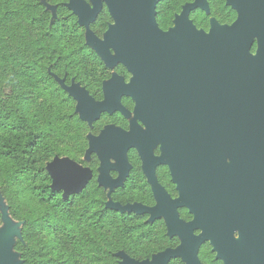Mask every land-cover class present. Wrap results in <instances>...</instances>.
<instances>
[{"label": "flooded vegetation", "instance_id": "1", "mask_svg": "<svg viewBox=\"0 0 264 264\" xmlns=\"http://www.w3.org/2000/svg\"><path fill=\"white\" fill-rule=\"evenodd\" d=\"M79 1L94 8L92 0ZM139 7L141 14H150L155 24L146 30L156 28L171 37L170 57L156 58L137 73L120 58L115 45L109 47L113 60L108 61L88 41L86 45L98 56L94 60L97 81L91 82L88 89L75 78L69 85L56 78L75 100V112L88 128L83 163L69 160L88 169L92 180L96 176L114 204L162 208L155 215L138 214L147 217V223L164 226L167 239L178 242L175 248L152 256L155 258L183 245V238L171 233V210L177 215L175 223L189 225L197 220L187 203L188 189L194 202L215 206L218 224L226 221L228 210L233 216L238 209L259 205L261 200L264 203V105H243L236 83L244 71L254 78L261 69L254 65L261 49L259 37L252 41L251 58L240 63L237 59L187 58L183 51L195 36L210 37L216 31L234 29L245 8L253 25L258 16L264 23V0H142ZM105 13L111 20L107 29L97 34L92 25ZM113 26H117L116 21L108 3L102 0V10L87 27V33L106 42ZM70 88L84 93L93 107L107 103L109 96L113 101L94 120H83ZM117 133L122 134L124 146L108 156V182L102 159L105 147L94 145ZM209 182L216 186L206 187ZM198 183L204 185L197 186ZM132 187L141 195L140 200L125 205L114 202L113 193ZM227 228L232 231L230 239L238 246L240 230L232 223ZM204 233L202 228H196L192 235L200 237ZM207 250L217 259L215 247L207 241L198 253L201 264ZM235 252L238 255L240 247ZM176 262L189 264L183 258L170 264ZM0 264H5L2 250Z\"/></svg>", "mask_w": 264, "mask_h": 264}, {"label": "trees", "instance_id": "2", "mask_svg": "<svg viewBox=\"0 0 264 264\" xmlns=\"http://www.w3.org/2000/svg\"><path fill=\"white\" fill-rule=\"evenodd\" d=\"M68 3L0 0V195L23 222L13 250L20 264L152 261L178 242L147 217L108 207L110 195L96 176L67 198L52 189L48 166L57 158L83 163L88 148L87 125L58 79L90 89L98 76L87 27ZM110 20L103 14L92 30L101 34ZM111 196L125 205L141 195L132 187ZM203 261L223 264L209 250Z\"/></svg>", "mask_w": 264, "mask_h": 264}, {"label": "water", "instance_id": "3", "mask_svg": "<svg viewBox=\"0 0 264 264\" xmlns=\"http://www.w3.org/2000/svg\"><path fill=\"white\" fill-rule=\"evenodd\" d=\"M70 1L69 8L79 17L80 24L86 27L98 18L102 10V0H92L94 8L86 1ZM104 1L108 3L117 26L111 27L106 42H101L88 33L87 40L108 61L113 60L109 47L114 45L120 58L130 63L137 73H139L140 67L151 65L150 61L171 56L172 49L169 47L171 37L161 34L156 28L155 30H146L145 27L152 29L155 24L150 14H141L139 4L142 0ZM255 18L257 21L253 25L252 18L245 8L239 23L234 29L216 31L210 37L198 38L195 36V38L189 40L183 49L187 58L237 59L240 63L251 58L249 52L252 41L255 37H259L261 49L254 65L261 69L255 72L254 78L251 75L248 76L247 71L243 72L242 78H236L237 90L240 92L239 98L244 100L243 105L247 107L250 105L262 107L264 105V23L263 18L259 16ZM226 46L229 48L222 49ZM68 91L78 100L81 118L87 121L97 118L103 110L108 109L113 101V97L109 96L107 103L93 107L92 102L86 99L84 93L74 88H70ZM121 140L122 134L117 133L108 141L96 142L94 145V148L105 147L102 159L106 165L104 173L108 182V156L109 154H115L120 146H124ZM48 171L53 181L52 189L63 193L64 198L82 192L92 180V174L88 169L82 168L69 159H55L48 166ZM201 185L204 184L198 183L197 186ZM214 186H216L214 182H209L206 185V187ZM191 193L192 191L188 189L186 194L188 196L187 203L197 215L195 223L189 225L175 223L177 215L174 210H171L170 215H168L171 233L179 234L184 240L182 247L174 251L169 250L153 258L152 261L143 263L125 258L123 264H170L178 258H183L189 264H201L198 260V253L207 241H210L215 247V251L218 253L217 259L222 260L224 264H264L263 200L259 205L236 210L233 216L231 211L228 210L226 221L223 224H218L215 206L206 207L201 203L194 202ZM260 193L263 194V192ZM110 203L114 206H110ZM107 205L122 212L137 214L155 215L162 212V208L148 209L138 205L123 207L114 204L111 200ZM230 223L240 230L238 246L230 239L232 231L227 228V224ZM196 228H202L205 232L204 235L194 237L192 232ZM10 236L9 233H5L0 239L5 264H12L11 261L13 260L11 251L14 245L10 248L6 247L7 239ZM237 247H240L238 255L235 252ZM15 264H20V262Z\"/></svg>", "mask_w": 264, "mask_h": 264}, {"label": "rangeland", "instance_id": "4", "mask_svg": "<svg viewBox=\"0 0 264 264\" xmlns=\"http://www.w3.org/2000/svg\"><path fill=\"white\" fill-rule=\"evenodd\" d=\"M110 206L114 205L110 203ZM22 228L23 222L17 221L12 217L8 203L6 202L5 198L0 195V239H2L5 233H9L11 235L6 242L7 248L12 247L17 240H20ZM11 254L13 256L14 263H19V257L16 255L14 250L11 251Z\"/></svg>", "mask_w": 264, "mask_h": 264}]
</instances>
